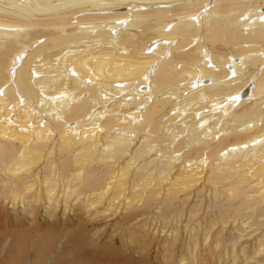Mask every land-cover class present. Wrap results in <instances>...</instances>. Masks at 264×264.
<instances>
[{
  "label": "bare ground",
  "instance_id": "bare-ground-1",
  "mask_svg": "<svg viewBox=\"0 0 264 264\" xmlns=\"http://www.w3.org/2000/svg\"><path fill=\"white\" fill-rule=\"evenodd\" d=\"M0 264H264V0H0Z\"/></svg>",
  "mask_w": 264,
  "mask_h": 264
}]
</instances>
